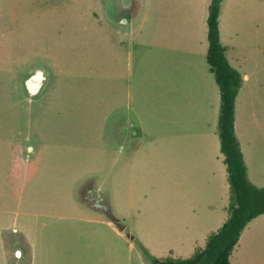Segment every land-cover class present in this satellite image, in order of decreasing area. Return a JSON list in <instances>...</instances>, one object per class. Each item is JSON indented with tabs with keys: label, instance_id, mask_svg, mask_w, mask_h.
<instances>
[{
	"label": "rangeland",
	"instance_id": "374dc122",
	"mask_svg": "<svg viewBox=\"0 0 264 264\" xmlns=\"http://www.w3.org/2000/svg\"><path fill=\"white\" fill-rule=\"evenodd\" d=\"M209 2L141 0L129 19L133 9L105 13L100 0H0L3 264L14 263V241L25 256L39 231L71 223L58 217L79 215L88 195L135 237L138 248L115 245L122 262L136 251L188 259L227 221L220 94L206 62ZM221 2L224 54L241 76L234 133L248 182L262 188L264 0ZM32 66L50 81L28 101L23 84ZM123 122L131 137L139 131L135 145L112 136ZM230 264H264V215L244 228Z\"/></svg>",
	"mask_w": 264,
	"mask_h": 264
},
{
	"label": "crops",
	"instance_id": "0c3cea01",
	"mask_svg": "<svg viewBox=\"0 0 264 264\" xmlns=\"http://www.w3.org/2000/svg\"><path fill=\"white\" fill-rule=\"evenodd\" d=\"M100 1L102 2V6L105 10V13H108V10L110 8H116V7L124 8L122 0H100ZM221 6H222V2H221ZM221 6L219 5L218 32H219V41L221 45H223ZM141 8H142L141 0H133V3L131 0L130 9H133V11L132 13L129 12L128 14L130 17L129 19H133L137 17L141 11ZM207 14H208V6H207ZM114 20H117V18H115ZM129 21L124 22V24L128 23ZM117 23L120 24V21H117ZM206 32H207V28H206ZM37 68H41L47 74V82L43 87L41 93L36 98L31 99L25 94V97L27 98L28 101H33L38 99L42 95V93L44 92L46 86L50 81V77L48 73L43 67L40 66H32L31 68H29L27 75H29ZM131 130L133 131V128ZM111 134L114 138L116 137L120 138L122 143L128 142L131 143L130 145H135L136 142L135 141L133 142V137H136L137 134H139V131H133L132 132L133 137H131L130 128L126 125L125 122H123L120 125H118L115 128V130L112 131ZM30 143L33 142L31 141ZM130 145L129 148L135 152H138L139 149L142 148L141 145L139 147L136 146V148L135 147L132 148ZM129 148L127 152L128 155L129 153H131L130 152L131 150ZM119 149L121 150L122 146H119ZM28 150L26 151L25 154L26 157H28L29 152L34 151V146H29ZM242 158L245 159L243 155ZM15 166L17 168L13 173V177H17V181H19L21 175L24 174L23 171H21V168L22 166H24V163L22 165V162L19 161L16 163ZM90 201H93L94 205H90L89 204ZM81 202L84 203L85 205H88L89 207L86 209H82L81 212H78L79 215L77 216L74 215L70 217L69 216L58 217L60 221L69 220L71 223H61L59 224L58 227H56L57 230H50L48 233H45V231L44 232L39 231L36 237L31 239L30 243H28L29 247L26 245L28 249V255L22 256V251L19 248L20 246L19 241L18 240L14 241L13 245L15 248H17L14 253L17 252L18 253L14 255V258H12L14 262L13 264H23L24 262H26L25 264H150L147 257L144 254H140V252L137 251L134 254L135 258L128 256L124 262H122L124 260L123 258L122 259L116 258L115 245H120L123 242L124 244H127L130 249H134L135 247L138 248V243L135 241V237L131 235L130 232H128L129 230L126 226L119 227L116 225L113 218L111 219L108 218L107 215H110L109 209L98 207L97 203L95 204L94 199L91 198L90 195H88L86 199H82ZM100 215H103L104 217L101 218ZM112 217L114 216L112 215ZM54 218L55 216L51 217V219ZM39 225H40V229L42 230L46 228L47 223L42 222L39 223ZM1 230L2 228L0 229V264H3L4 255H3V245L1 242L2 240ZM53 231H55L56 233L53 234ZM124 231L128 233L127 236L124 234ZM12 232L18 233L16 232L15 229ZM12 237L14 236L12 235ZM230 257H229V264H230ZM6 263L9 264L7 257H6Z\"/></svg>",
	"mask_w": 264,
	"mask_h": 264
},
{
	"label": "trees",
	"instance_id": "16d2710c",
	"mask_svg": "<svg viewBox=\"0 0 264 264\" xmlns=\"http://www.w3.org/2000/svg\"><path fill=\"white\" fill-rule=\"evenodd\" d=\"M220 1L210 0L208 5L206 62L220 94L218 137L230 189L228 219L216 233L208 237L204 249L196 251L192 257L185 260H159L144 251L150 264H229V257L241 232L249 222L264 215V187L256 188L248 182L234 133L235 99L241 85V76L228 64L219 41Z\"/></svg>",
	"mask_w": 264,
	"mask_h": 264
},
{
	"label": "water",
	"instance_id": "95a60500",
	"mask_svg": "<svg viewBox=\"0 0 264 264\" xmlns=\"http://www.w3.org/2000/svg\"><path fill=\"white\" fill-rule=\"evenodd\" d=\"M46 82L47 74L41 68L35 69L27 76L23 84L25 94L31 99L36 98L41 93ZM124 234L128 235L126 231H124Z\"/></svg>",
	"mask_w": 264,
	"mask_h": 264
},
{
	"label": "flooded vegetation",
	"instance_id": "af4514ba",
	"mask_svg": "<svg viewBox=\"0 0 264 264\" xmlns=\"http://www.w3.org/2000/svg\"><path fill=\"white\" fill-rule=\"evenodd\" d=\"M122 1H123V5H124L123 9H128V7L129 8L131 7V0H122ZM132 3H133V0H132Z\"/></svg>",
	"mask_w": 264,
	"mask_h": 264
}]
</instances>
